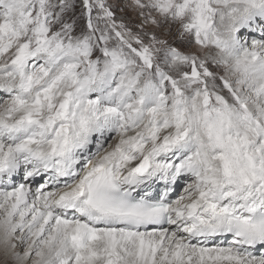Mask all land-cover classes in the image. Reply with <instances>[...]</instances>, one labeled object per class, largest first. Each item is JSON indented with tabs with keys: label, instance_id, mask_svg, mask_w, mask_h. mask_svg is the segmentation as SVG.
Instances as JSON below:
<instances>
[{
	"label": "snow or ice",
	"instance_id": "6c2138e0",
	"mask_svg": "<svg viewBox=\"0 0 264 264\" xmlns=\"http://www.w3.org/2000/svg\"><path fill=\"white\" fill-rule=\"evenodd\" d=\"M0 264H264V0H0Z\"/></svg>",
	"mask_w": 264,
	"mask_h": 264
},
{
	"label": "rangeland",
	"instance_id": "374dc122",
	"mask_svg": "<svg viewBox=\"0 0 264 264\" xmlns=\"http://www.w3.org/2000/svg\"><path fill=\"white\" fill-rule=\"evenodd\" d=\"M113 2L114 3H118L121 6H123V4L126 2V0H113ZM117 15L118 16H128V15H131V14L128 13V12H120V11H117Z\"/></svg>",
	"mask_w": 264,
	"mask_h": 264
}]
</instances>
